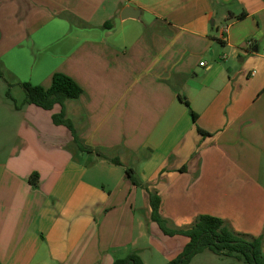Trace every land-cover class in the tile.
<instances>
[{"label": "crops", "instance_id": "1", "mask_svg": "<svg viewBox=\"0 0 264 264\" xmlns=\"http://www.w3.org/2000/svg\"><path fill=\"white\" fill-rule=\"evenodd\" d=\"M126 6L138 18L121 19ZM0 66L9 88L71 77L82 92L65 113L80 141L122 163L78 149L52 122L58 105L9 108L0 264L175 258L188 238L150 220L126 167L169 228L206 214L264 234V0H0Z\"/></svg>", "mask_w": 264, "mask_h": 264}, {"label": "trees", "instance_id": "2", "mask_svg": "<svg viewBox=\"0 0 264 264\" xmlns=\"http://www.w3.org/2000/svg\"><path fill=\"white\" fill-rule=\"evenodd\" d=\"M111 22H106L105 26H110ZM0 66V76H2ZM25 97L23 104H33L42 109L50 110L58 105L60 110L51 115L54 124H62L68 128L72 135V141L78 149L82 151H95L100 158L107 159L113 164L121 165L118 157H108L100 150H94L83 145L78 137V133L70 118L65 113V103L68 100H75L82 92L81 87L69 76L54 72L51 75V84L45 88L41 85L31 84L30 82H20ZM10 96V93L7 92ZM188 105V102L185 101ZM18 107V106H17ZM192 119L195 121L197 114L190 111ZM197 131L202 135L209 133L199 127ZM125 173L133 185L141 186L147 192V199L151 209L150 220L154 221L159 229L166 235L181 234L188 238L182 251L173 259L165 264H187L197 253L209 250L222 256L235 257L240 262L238 264H264V254L262 252V243L264 234L251 236L245 233L234 231L230 225L223 219L211 215H200L191 226L187 228H169L167 220L160 214V198L158 194L150 190L146 185L141 184L134 175L130 167L125 168ZM36 173L31 174L29 181L36 184ZM112 264H145L135 253H130L125 258L114 259Z\"/></svg>", "mask_w": 264, "mask_h": 264}, {"label": "rangeland", "instance_id": "3", "mask_svg": "<svg viewBox=\"0 0 264 264\" xmlns=\"http://www.w3.org/2000/svg\"><path fill=\"white\" fill-rule=\"evenodd\" d=\"M11 80L12 77L9 76L7 72H5L4 76H0V153L4 151L5 144L2 136L6 135L5 138H11L10 142H12L15 137L17 126L15 119L9 120V118L6 117V113L8 112L9 108L11 111H13L15 106L21 105L25 97L24 91L20 84H13L14 86L11 88L7 86ZM7 92L10 93V96L7 95ZM44 130H46V128L41 129V131ZM138 214H141L140 209H138ZM159 244H163V242L160 241ZM152 252L153 254L156 253L153 251V249L151 253ZM239 262L240 260L235 257L222 256L209 250H204L195 254L187 264H238Z\"/></svg>", "mask_w": 264, "mask_h": 264}, {"label": "water", "instance_id": "4", "mask_svg": "<svg viewBox=\"0 0 264 264\" xmlns=\"http://www.w3.org/2000/svg\"><path fill=\"white\" fill-rule=\"evenodd\" d=\"M140 11L137 9H134L131 6H126L124 8V10H122L121 14H120V18L121 19H125V18H138Z\"/></svg>", "mask_w": 264, "mask_h": 264}, {"label": "built area", "instance_id": "5", "mask_svg": "<svg viewBox=\"0 0 264 264\" xmlns=\"http://www.w3.org/2000/svg\"><path fill=\"white\" fill-rule=\"evenodd\" d=\"M204 64V62H200V65H203Z\"/></svg>", "mask_w": 264, "mask_h": 264}]
</instances>
